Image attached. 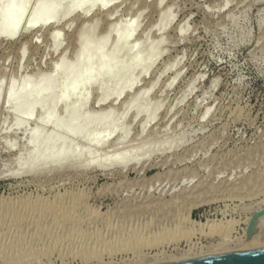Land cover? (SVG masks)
<instances>
[{"label":"rangeland","instance_id":"374dc122","mask_svg":"<svg viewBox=\"0 0 264 264\" xmlns=\"http://www.w3.org/2000/svg\"><path fill=\"white\" fill-rule=\"evenodd\" d=\"M155 1L65 0L43 26L0 37V264H120L137 253L149 261L220 243L180 219L186 207L199 221H233L227 245L235 248L245 218L264 202V0ZM38 2L28 0L21 23ZM107 17L120 19L109 32ZM118 34L125 38L117 45ZM136 54L140 60L126 64ZM64 88L74 91L66 108L25 103L29 94L56 97ZM9 92L20 96L7 102ZM73 116L68 131L51 127ZM106 129L123 152L139 145L135 166H97L91 139ZM33 131L40 133L31 140ZM56 195L82 200L76 228L99 243L74 250L52 235L68 225L8 220L23 201ZM176 195L184 201L173 202Z\"/></svg>","mask_w":264,"mask_h":264},{"label":"bare ground","instance_id":"6f19581e","mask_svg":"<svg viewBox=\"0 0 264 264\" xmlns=\"http://www.w3.org/2000/svg\"><path fill=\"white\" fill-rule=\"evenodd\" d=\"M53 1L54 0H39V2L36 4V6L33 8L31 13L29 14L28 20H26L24 23H21L23 15H24V8H25V5L28 2V0H0V37L6 38V39H12L19 33V31L21 29H27L28 30V29L35 28L37 26L41 27L44 24H46V22L48 21L49 18H53V16L56 15V13H49V12L50 11L56 12L57 10L62 8V6H65V4H66L65 0H63V1L59 2L58 4H54V6H51V4L54 3ZM84 1H91V0H81V3L84 2ZM160 2H161V0H156L155 1L156 6L157 5L159 6ZM108 5H109V1H107V2L102 4L103 7L104 6H108ZM69 6H70V10H75L76 8H78V6H80V1H78V2H76L74 4H70ZM65 14H68V13H65ZM82 14L84 16L87 15L86 13H82ZM107 19H108V23H107V25L105 27L106 30L104 29L107 32L113 30V25L114 24L120 23V19L119 18L115 19V20H109V17H107ZM89 20H91V23L96 24L97 20L94 18V16L89 18ZM52 22L55 23L56 22L55 19ZM81 25L84 26L85 24L82 23ZM81 28H82V26H81ZM58 34H59V30L58 29L52 28L49 31V36H50V38H52L53 44L55 46L58 43ZM33 38L34 37H32V40H33ZM124 38H125V36L123 34H118L116 36L115 40H114L115 44H117V45L120 44L122 42V40H124ZM116 57H117V55L115 54V55L111 56L110 59H115ZM139 60H140V56H138L137 54L136 55H132V56H129L126 59V64H134V63H136ZM149 60H151V57L149 58ZM93 72H95V69H90V70H87V71H83L81 74H89L90 75ZM21 83H22L21 87L17 89V90H20V92L22 90H24V88H25V86H23L24 85V79H23V81ZM38 86H39V82H36V83L30 84V86L28 88L31 89V90H35V89L38 88ZM122 88H123V85H119L118 86L117 94H120ZM72 92H74L72 88H64V89H62L60 91V93L56 97L52 96L50 91L44 92L41 95L33 93V94H29L25 98V103H26L27 106H33L36 103H48L50 105H53V104H56V103L60 102V105L62 107L66 108L65 100ZM18 96H20V93L9 92L6 95L5 100L7 102H10V101H12L14 98H16ZM83 99H85V95L84 94H82V96L79 97L80 101L83 100ZM104 102H105L104 99H98L97 102H96V105L98 104V106H102ZM108 106H111V105H108ZM108 106H106V107H108ZM72 109L74 111L76 110L75 107H73ZM45 114H46V110H42L41 113H40V118H44ZM74 120H75V117L73 116V118L65 126H62L59 123V121H56V122H54L52 124L51 127L53 129L54 128H61V129H64V131H68L72 127V124L74 123ZM102 121L103 120H98L96 122V124H100ZM82 131H84V130H81V132ZM39 133L40 132L33 131L30 134V139L32 140V139L36 138L39 135ZM113 138H114L113 137V131L109 130V129H106L102 134H100L97 137H94L93 139H91L92 142H93L94 151H96V152L98 151V153H99L98 155L100 157V159H98L97 166L104 167L106 165H111L113 163H118V165H119L118 167H121V168L122 167H126V166L130 167V165H134V164L136 165V163H138V161L141 160V157L139 158V155H138L140 152H137V149H138L137 147L139 145H136L137 147L136 146H132V148L134 147L133 149L130 148L131 150H128V151L124 150V152H123L120 149H118V145H119L120 141L118 139L112 140ZM109 142H111V144L108 145V146H110L111 149L108 147L109 150L107 149L106 150L107 152L100 153L99 151H102L103 149H106L105 147L107 146V144ZM119 150H120V152H118ZM103 151H105V150H103ZM121 152H123V153H121ZM150 152H152V151H150ZM150 152L148 151V153H150ZM141 154H143V153H141ZM147 154L145 156L149 155V154L148 155ZM142 157H143V155H142ZM143 158L145 160V157H143ZM60 196L58 195L52 201H49L46 197H45L46 198L45 199L44 197L42 198L40 196H36V197H34L32 199H29V200H26V201H23V202L20 199V202H22V203L19 205V207L17 206V209H15V207H14L15 214L12 213L13 217L15 218L16 217L15 215H17V218H15V219H9L8 218V220H11V225H12V224H14L13 221H15L16 224H18L21 220L29 218V219L33 220L36 224H39L41 222H46L48 224H51L54 227L55 230L61 229V228L65 227V225H68L67 232L64 231L62 233L52 234L55 243L60 244V243H62L64 241V243H63L64 245L63 244L62 245H63V247L65 246L67 248H73V247L74 248H79V247L80 248L81 247L86 248V246H93L94 247L95 244L99 243V241H97V237H95V239H94V236H93V239L89 240V236L90 235H88V237H85V236L83 237L82 234H84V232L83 233L79 232L78 228H76L77 223L79 221H81V219L83 217V211H81V210H82V208L85 207L84 203L78 197L72 198V196H71V198L66 199V197H65V199H64V198H62ZM183 201H184V198H183V196H180V195H176L174 197V200H173V202H175V203L183 202ZM14 204L16 205V203H14ZM262 206H264V202H262V201L258 202L257 205L251 210L250 215H248L245 218V226L242 229V238H238V242H237V245H236L235 248L228 247V245H227V242L229 241V238H228L229 232L231 231L232 226H233V221H231V220L214 221V220H208V219L205 220V221H199V220L193 219L190 216V207H186L184 212L182 213L180 219H182V220L184 219L187 222H189L191 227H194L193 228L194 232L198 231V232L204 233V234H216V235H218L219 237H221V242L220 243H218L217 245H214L212 247V249H209V250H206V251H200L198 253H194V252L190 253V251L189 252L186 251L184 253H181L178 256H175V255L162 256L164 253L161 255L162 257L161 256H157V255H155V256L152 255L153 257L149 261H144L145 259L142 260L140 255L137 253L135 255V260L134 261L132 260V262H130V263L129 262L124 263V261H123V263L124 264H162L163 263L164 264V263H171V262H176V261H181V260L193 259V258H197V257H204V256H208V255H217V254H222V253H227V252H233L234 250L235 251H245V250L256 248V247H263L264 246V241H261L259 239V240H257L255 242L254 239H251L250 237L246 238V236H245L246 225L248 224L252 213L254 211L260 209ZM87 208H88V206H87ZM14 209H11V206H10V210H14ZM5 210L6 209H4L3 212H1V213L4 214L6 212ZM8 211L9 210H7V212ZM8 215L11 218L12 215L10 213L7 214V216ZM149 223H150V221H149ZM42 226L44 227V224H42ZM258 227H259L260 232L262 234V230L264 228V215L259 220ZM37 228L39 229V227H37ZM52 230H51V232H52ZM47 231H48V229H47ZM51 232L49 231L48 233L51 234ZM55 232H57V231H55ZM80 233H82V234H80ZM137 233H139V232H137ZM32 234H34V233H32ZM135 235H136V233H135ZM128 236H130V235H128ZM141 236H142V233H141ZM47 237H48V235H47ZM103 238L100 239V240H103ZM127 238H124V239L127 240ZM105 243H106V241H105ZM151 243H149V244H151ZM23 244H25V243H23ZM18 246H19V244H18ZM22 246H20V247H22ZM14 247H15V245L12 246V248H14ZM54 247H56V246L54 245ZM57 248L59 249V247H57ZM97 248H98V246H97ZM21 249H24V246ZM68 252H69V250H68ZM81 252H82V250H81ZM76 253H78V252H76ZM123 263H120V264H123ZM105 264H114V263H105Z\"/></svg>","mask_w":264,"mask_h":264},{"label":"water","instance_id":"95a60500","mask_svg":"<svg viewBox=\"0 0 264 264\" xmlns=\"http://www.w3.org/2000/svg\"><path fill=\"white\" fill-rule=\"evenodd\" d=\"M263 215L264 206L252 213L245 229L246 238L250 237L251 239H254L255 242L263 238L258 227L259 220ZM164 264H264V246L245 251H233L217 255H208Z\"/></svg>","mask_w":264,"mask_h":264}]
</instances>
